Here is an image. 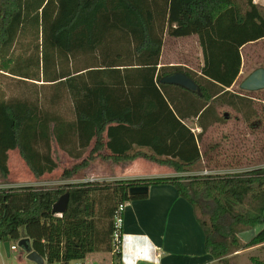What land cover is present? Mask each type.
I'll use <instances>...</instances> for the list:
<instances>
[{
    "label": "trees",
    "instance_id": "16d2710c",
    "mask_svg": "<svg viewBox=\"0 0 264 264\" xmlns=\"http://www.w3.org/2000/svg\"><path fill=\"white\" fill-rule=\"evenodd\" d=\"M166 35L198 36L199 71L160 66ZM262 39L264 12L252 0H0V179L9 177V152L16 149L37 179L55 171L54 144L82 160L80 170L104 148L119 161L143 156L132 152L147 147L151 160L188 173L0 189V242L29 238L49 261L111 253L119 204L146 197L130 189L170 183L194 207L215 259L256 245L262 238L243 244L240 234L264 224V167L189 172L203 159L208 129L228 122L219 107L233 108L248 124L259 117L253 100L231 88L242 48ZM174 72L186 73L199 92L162 83ZM3 76L39 88L35 98L7 96ZM47 85L51 95L43 100ZM65 193L67 211L54 213ZM113 257L123 264L122 253Z\"/></svg>",
    "mask_w": 264,
    "mask_h": 264
},
{
    "label": "rangeland",
    "instance_id": "374dc122",
    "mask_svg": "<svg viewBox=\"0 0 264 264\" xmlns=\"http://www.w3.org/2000/svg\"><path fill=\"white\" fill-rule=\"evenodd\" d=\"M264 12V6L257 5ZM176 55L175 58H171ZM243 66L239 77L231 88L232 91L248 96L253 100L254 108L257 111L258 118L248 124L242 115L233 108L227 106L219 107L220 113L227 114L228 122L224 124L213 125L204 135L200 146L204 153L203 159L198 166L194 167L192 174L198 171L217 170L221 173L242 172L257 167H264V90L246 91L241 89V83L256 69L264 68V39L248 43L242 48ZM202 51L195 35L188 38H177L167 35L164 51V60L176 63H184L193 69L199 71L202 66ZM7 96H25L31 95L35 98V90L39 88L27 84L17 79L3 76ZM39 87V84H38ZM47 87L42 99L51 95ZM70 106L63 104L60 111L69 115ZM54 158L58 162V168L37 179L26 162L21 157L19 151L9 152L8 165L10 175L7 179H0V189L17 187L20 185H31L38 188L50 189L53 187H64L70 184L83 182L85 179L84 169H76L78 162L69 160L70 157L58 150L54 144ZM70 173L69 178L64 177V172ZM199 173V172H198ZM112 182V181H99ZM109 192L103 193L108 198ZM255 229V228H254ZM254 229L240 234L243 244L248 243L254 238ZM12 244L18 246L17 250H12L7 254L4 245H0V264H39L27 259V251L19 245L18 241H12ZM110 253L102 254L103 263L109 264ZM112 258H114L112 256ZM214 264H264V250L261 245L246 247L232 254L226 255L222 259H216Z\"/></svg>",
    "mask_w": 264,
    "mask_h": 264
},
{
    "label": "crops",
    "instance_id": "0c3cea01",
    "mask_svg": "<svg viewBox=\"0 0 264 264\" xmlns=\"http://www.w3.org/2000/svg\"><path fill=\"white\" fill-rule=\"evenodd\" d=\"M193 36L195 35L188 37ZM166 38L167 35L164 39L160 66H183L197 71L184 63L164 60ZM175 56L174 54L171 58ZM131 119L134 120V117L131 116ZM188 125L195 134L200 132L196 123L188 122ZM136 151L141 152L143 156L133 160L116 161L109 150L106 148L100 150L84 169L86 177L83 182L188 175L187 172H177L167 164L151 160L148 156L152 153L147 147L135 148L132 153ZM89 152L90 150L84 158H87ZM63 153L67 156L65 152ZM68 158L73 162L82 161ZM127 203L123 224V264H132L135 261H140L141 264H214L216 262V259L206 249L205 234L196 218L194 207L179 195L173 184H153L149 186L146 197ZM254 231L256 232L253 234L254 238H262L256 245H264V224L257 226ZM105 253L108 252H96L89 254L88 257L103 263L102 254ZM111 260L112 255L109 256V261Z\"/></svg>",
    "mask_w": 264,
    "mask_h": 264
},
{
    "label": "water",
    "instance_id": "95a60500",
    "mask_svg": "<svg viewBox=\"0 0 264 264\" xmlns=\"http://www.w3.org/2000/svg\"><path fill=\"white\" fill-rule=\"evenodd\" d=\"M162 83L165 84H174L182 86L190 91L199 92V87L196 82L189 77L184 72H174L162 79ZM241 89L254 92L264 90V68L260 67L253 71L240 85ZM149 191V187L145 185L134 186L130 189L131 195L143 196L146 195ZM70 201V195L65 193L62 195L59 200L55 203L53 207V212L62 214L65 213L68 209ZM6 252L10 255V242L6 241L4 244ZM19 245L26 249L28 255L27 259L43 264L42 256L37 252L32 250L31 241L29 238H22L19 241Z\"/></svg>",
    "mask_w": 264,
    "mask_h": 264
},
{
    "label": "built area",
    "instance_id": "2783aa9c",
    "mask_svg": "<svg viewBox=\"0 0 264 264\" xmlns=\"http://www.w3.org/2000/svg\"><path fill=\"white\" fill-rule=\"evenodd\" d=\"M252 3L255 4L256 6L257 5L264 6V0H252ZM215 173L217 172L213 170H205V171H202L196 174L208 175V174H215ZM228 173H231V172H228ZM90 182H94V181H90ZM97 182H99V180ZM127 204H128L127 202L119 204L116 210V213H115V218H114L115 228H114L113 237H112V247H113V250L111 252L112 256H114V254H117V253H122L123 238H124V233H123L124 213L127 208ZM2 244L4 243L0 242V245ZM17 248H18L17 245L12 244V242H10V252L12 250H17ZM42 259H43V264H104L88 256L83 259H78V260H74L70 262L49 261L47 256L42 257ZM109 264H115L114 258H112ZM132 264H141V262L135 261Z\"/></svg>",
    "mask_w": 264,
    "mask_h": 264
}]
</instances>
